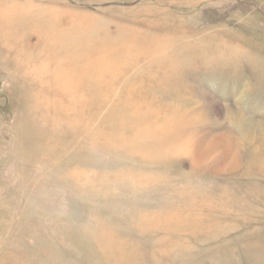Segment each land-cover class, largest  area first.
I'll list each match as a JSON object with an SVG mask.
<instances>
[{
	"label": "rangeland",
	"instance_id": "obj_1",
	"mask_svg": "<svg viewBox=\"0 0 264 264\" xmlns=\"http://www.w3.org/2000/svg\"><path fill=\"white\" fill-rule=\"evenodd\" d=\"M0 26V264H264V0Z\"/></svg>",
	"mask_w": 264,
	"mask_h": 264
},
{
	"label": "bare ground",
	"instance_id": "obj_2",
	"mask_svg": "<svg viewBox=\"0 0 264 264\" xmlns=\"http://www.w3.org/2000/svg\"><path fill=\"white\" fill-rule=\"evenodd\" d=\"M10 5H6L3 9H1V13H3V14H8V15H10V14H13V9L11 8V6L9 7ZM16 7V6H15ZM17 21V20H16ZM14 26V25H13ZM1 27V26H0ZM9 28V27H8ZM259 126V125H258ZM232 150V151H231ZM231 153L233 154H235V151H236V149H235V151H234V149L231 147ZM230 154V153H229ZM231 155V154H230Z\"/></svg>",
	"mask_w": 264,
	"mask_h": 264
}]
</instances>
